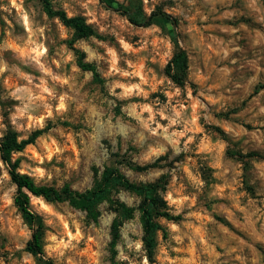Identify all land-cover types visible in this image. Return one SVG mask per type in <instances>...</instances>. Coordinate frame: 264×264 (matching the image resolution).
Segmentation results:
<instances>
[{
  "label": "rangeland",
  "instance_id": "rangeland-1",
  "mask_svg": "<svg viewBox=\"0 0 264 264\" xmlns=\"http://www.w3.org/2000/svg\"><path fill=\"white\" fill-rule=\"evenodd\" d=\"M82 15L94 35L74 46L95 66L82 70L67 41L72 30L38 0H0V136L46 128L13 154L37 184L92 187L114 164L134 182L168 174L164 192L177 220L160 218L151 261L142 243L139 197L118 189L133 208L119 228L123 264H264V0H51ZM157 8L175 25L153 17ZM177 46L186 81L164 66ZM263 87H259V86ZM219 128L221 131H218ZM114 154L138 164L135 171ZM16 186L0 160V264H111L107 201L96 221L67 200L30 196L43 221L39 259L26 250L32 229L13 202Z\"/></svg>",
  "mask_w": 264,
  "mask_h": 264
},
{
  "label": "trees",
  "instance_id": "trees-1",
  "mask_svg": "<svg viewBox=\"0 0 264 264\" xmlns=\"http://www.w3.org/2000/svg\"><path fill=\"white\" fill-rule=\"evenodd\" d=\"M38 1L48 17L57 18L63 25L72 30V36L67 41V44L76 57V64L82 70L92 71L94 77L97 78L94 64L86 61L85 53L74 46L77 40L96 33L92 26L86 22L82 15L68 16L63 9L55 8L51 0ZM123 13L127 15L130 21L140 23L139 25H148L153 17L164 18L173 26L176 23L175 18H172L160 8L152 11L148 18L142 22L130 15L127 10H123ZM173 42L176 49L165 64L164 72L172 82L177 85H182L186 81L187 55L184 49L177 46L176 38H173ZM259 87L263 86L261 85ZM45 129L46 128L34 129L24 138H20L13 129H7L0 136V160L7 166L10 179L16 186V193L13 197L14 205L21 213L24 221L32 229L31 237L26 243V250L39 259L43 257V221L41 216L30 207L31 195L40 196L48 202L67 200L74 207L85 211L88 218L93 221H96L99 215L97 206L101 202L107 201L116 214L110 225L111 240L109 246L111 264H123L115 260L114 255L116 251L114 247L119 238V228L124 220L131 217L133 208L114 197V193L118 189H124L139 197L138 210L140 212V223L142 228V243L146 252V257L151 261L155 253L158 234L161 233L162 236L166 235L165 227L160 223L159 219L177 220L180 217L170 212L164 197V192L168 183V174H161L157 179L151 182H134L122 174L114 164H111L102 169L99 177L95 179L91 188L83 191L74 190L68 184H64L60 188L37 184L31 176L20 173L17 170L19 159L13 158V154L22 151L27 145L32 144ZM216 129L221 131L219 128ZM237 155L240 157L264 158L261 154L253 151L245 154L239 153ZM114 156L116 157L115 162H123L135 171H145L151 167L157 166L158 161L138 164L118 154H114ZM44 262L52 264L50 260H44Z\"/></svg>",
  "mask_w": 264,
  "mask_h": 264
}]
</instances>
